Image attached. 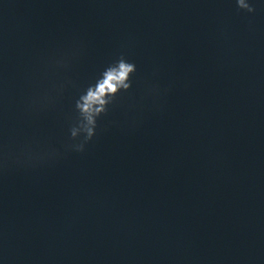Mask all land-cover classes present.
Masks as SVG:
<instances>
[{
    "label": "water",
    "instance_id": "95a60500",
    "mask_svg": "<svg viewBox=\"0 0 264 264\" xmlns=\"http://www.w3.org/2000/svg\"><path fill=\"white\" fill-rule=\"evenodd\" d=\"M248 2L0 0V264H264V0ZM121 55L131 88L66 151L76 100ZM25 148L60 155L15 163Z\"/></svg>",
    "mask_w": 264,
    "mask_h": 264
},
{
    "label": "clouds",
    "instance_id": "9594fccd",
    "mask_svg": "<svg viewBox=\"0 0 264 264\" xmlns=\"http://www.w3.org/2000/svg\"><path fill=\"white\" fill-rule=\"evenodd\" d=\"M239 9L251 13L255 8L248 0H236ZM57 63H62L58 61ZM136 72L134 63L129 62L123 55L119 56L113 63L108 65L97 78L96 82L89 85L76 100V123L70 129L69 141L65 144L66 151L83 153L86 145L96 135L97 120L108 111V106L121 92H127L131 88V76ZM54 90L58 86L53 85ZM153 93L159 94L158 88L151 89ZM49 95L32 101L33 106L44 105L48 102ZM60 154L55 150L33 151L25 148L20 153L12 155L10 158L18 164H27L33 161L44 162L54 159Z\"/></svg>",
    "mask_w": 264,
    "mask_h": 264
}]
</instances>
